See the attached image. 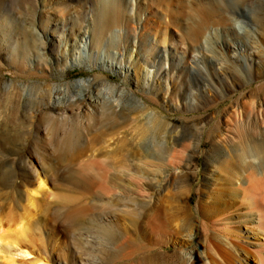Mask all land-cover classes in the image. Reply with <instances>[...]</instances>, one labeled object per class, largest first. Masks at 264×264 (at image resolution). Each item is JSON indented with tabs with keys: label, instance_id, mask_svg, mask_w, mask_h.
Segmentation results:
<instances>
[{
	"label": "rangeland",
	"instance_id": "rangeland-1",
	"mask_svg": "<svg viewBox=\"0 0 264 264\" xmlns=\"http://www.w3.org/2000/svg\"><path fill=\"white\" fill-rule=\"evenodd\" d=\"M237 22L247 27L245 33ZM198 77L207 79L201 83ZM80 85L78 95L74 89ZM45 89L50 95H42ZM80 95L82 102L75 103ZM56 101L75 104L54 111L41 106ZM92 104L138 110L96 142ZM46 113L77 117L86 144L116 157L122 155L121 141L136 135L143 114L164 121L170 139L196 129L174 144L180 164L196 152L185 178L171 175L162 182L165 172H147L148 196L135 191V181L122 173L117 181L123 188L75 187L70 182L79 177L98 179L117 171L95 160L91 148L63 157V133L54 135ZM263 114L264 0H0V215L16 217L39 179L46 181L22 244L45 264H96L105 241L96 224L109 228L118 221L135 238L132 221L146 227L153 207H160L179 233L169 234L174 243L163 247L144 228L141 241L150 250H140L126 264H153L151 257L162 254L167 256L163 264H192L197 253L213 259L203 249L202 231L183 248L193 253L186 262L176 255L177 244L186 243L187 229L198 222V190L216 193L224 180V166L212 162L218 149L234 159L238 136L264 124ZM4 174L15 186L2 185ZM211 205L205 208L209 214ZM76 210L96 224L72 231L68 214ZM249 240L264 254L263 233ZM0 256V264H7Z\"/></svg>",
	"mask_w": 264,
	"mask_h": 264
},
{
	"label": "bare ground",
	"instance_id": "bare-ground-1",
	"mask_svg": "<svg viewBox=\"0 0 264 264\" xmlns=\"http://www.w3.org/2000/svg\"><path fill=\"white\" fill-rule=\"evenodd\" d=\"M234 25L236 27L237 25L239 26L242 34L247 30L245 25L238 22ZM100 33L97 36L101 35ZM71 46L76 45L71 43ZM22 66L24 65H20L19 67L22 69ZM244 67L248 69L245 64ZM202 78L207 79L206 77ZM203 79L198 77L201 83H204ZM77 88L72 89L75 90L74 92H79V95L83 92V86L80 85ZM49 91L45 89L42 91V95H50ZM58 94H65V91L60 90ZM82 99L80 95L75 103L82 102ZM91 101H93L92 98ZM94 101L98 102L97 99ZM75 103L70 102L66 104L56 101L50 103L45 102L41 106L49 111H54L71 107L70 105H74ZM92 106L95 109L93 111L94 113L92 112L93 114L90 116L92 118L91 121H93L90 124L95 128L92 140L96 142L107 132L119 128L121 126V119L131 118L132 114L138 110L137 107H132L125 111L117 112L112 105H100L98 107L96 104H92ZM44 117L46 118L45 120H51L54 135L59 134V132L63 133V157L83 153L88 148H91L97 151V153H92V157L95 160L102 159L110 170H116L118 173H111L112 176L107 175L106 177L98 179L91 175L79 177L74 182H70L75 187L88 188L104 185L115 189L123 188V184L117 181L122 173L126 177L129 175L130 179L135 181V191L140 195L148 196L150 182L147 179V172L154 168L165 172L166 176L162 182L167 181L171 175L186 177L188 175V169L192 165L193 154L196 152V150L192 151L188 163L185 165L180 164V159L178 158L177 149L174 147V144H179L185 137L191 138L195 134L196 129H190L181 138L172 136L170 139L166 128L167 124L162 120L153 119L147 114L142 115V124H140L134 138L128 143L124 139L121 141L124 147L122 148V155L120 157H116L108 150L105 153L102 146L95 147V144H86V138L88 136L86 135L87 133H84L77 117L72 119H59L49 113H46ZM262 120L264 123V114L262 115ZM244 130L238 136L239 144L234 150V159L229 158L226 150L220 148L218 149V157L213 158L212 162L216 165V168L219 169L220 164V169L224 166V170H226L224 180H222V184L219 186L217 192L207 194L201 188L198 190L196 202L198 222L194 228L191 226L189 230L187 229L185 235L188 239L186 243L179 242L177 244L179 246L177 247L179 249L177 253L179 254L176 255L183 262L188 260L189 255L193 257L191 251L184 252L183 248L185 245L192 243L196 239L199 231H202L205 239L203 249L210 251L214 255V258L204 260L202 254L197 253L196 257L193 259L190 258L193 261L192 264H264V254L253 246L255 243H250V240L248 241V239L255 236V232L264 234V124H259L254 132L249 131L247 128ZM228 135L234 140L236 139L234 135ZM152 160H154V163ZM168 165L171 167L170 169L167 168ZM119 167L121 169H118ZM212 177L211 175L207 178L205 182L206 186L209 184L208 182L213 180ZM1 179L2 185L15 186L14 182L7 177V174H4ZM47 185L44 179H39L36 189L32 190L33 193L32 195L30 194L31 197L27 204H23L24 206L21 207V212L16 217L7 218L4 214L0 215V254L7 264H45L43 259L36 258L29 249L23 248L22 244L27 239L29 230L34 223V215L37 212L36 210H38L36 209V206H38V201L36 200L38 192L48 189ZM190 198L189 193L187 196L189 203L191 202ZM210 204H212L211 206L213 208L209 214L208 209L206 210L205 208ZM151 209V212L148 213L149 221L145 224L146 227L144 228H147L148 232L150 231L155 235L156 241L162 244L161 246L164 247L172 242L174 243V240L171 241L168 236L172 232L179 233V230L169 227L160 207H153ZM80 211L76 210L68 214L71 230L86 228L84 226L85 223L94 222L96 224L94 220L85 218V212ZM202 216H207L209 220H200ZM96 225L98 231L102 234H100L101 238L105 240L101 242V251L98 250L101 252L103 258L101 261L96 262V264H126V260L139 254L140 250H145V248L147 251L150 250L149 245H143L141 241V237L146 232L143 231L144 228L141 226V223L137 221H132V226L137 234L135 238L118 221L114 227L110 226L109 228L101 226L98 223ZM76 242L81 246L79 240ZM82 248L84 249L83 245ZM4 251L6 253L3 254ZM100 252L98 253L100 254ZM31 258L34 259L29 260ZM151 259L153 264H163L167 261V256L166 254H162L151 257Z\"/></svg>",
	"mask_w": 264,
	"mask_h": 264
}]
</instances>
